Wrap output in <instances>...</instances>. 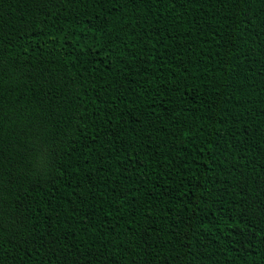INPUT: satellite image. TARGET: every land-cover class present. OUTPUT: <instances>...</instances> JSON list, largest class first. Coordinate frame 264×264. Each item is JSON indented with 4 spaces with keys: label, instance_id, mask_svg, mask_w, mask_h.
<instances>
[{
    "label": "trees",
    "instance_id": "trees-1",
    "mask_svg": "<svg viewBox=\"0 0 264 264\" xmlns=\"http://www.w3.org/2000/svg\"><path fill=\"white\" fill-rule=\"evenodd\" d=\"M0 264H264V0H0Z\"/></svg>",
    "mask_w": 264,
    "mask_h": 264
}]
</instances>
